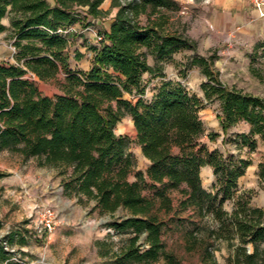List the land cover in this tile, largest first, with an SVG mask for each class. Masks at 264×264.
Listing matches in <instances>:
<instances>
[{
    "label": "trees",
    "instance_id": "16d2710c",
    "mask_svg": "<svg viewBox=\"0 0 264 264\" xmlns=\"http://www.w3.org/2000/svg\"><path fill=\"white\" fill-rule=\"evenodd\" d=\"M105 1L0 0V36L7 34L14 48L13 62L0 61V154L70 171L66 190L82 201H94L101 215L114 217L109 227L119 245L102 252L111 264H184L164 239L163 215L174 209L173 192L180 194V211L211 221L184 231L187 253H195L201 264H218L216 243L226 242L232 250L228 264H264V207H253L250 192L239 194L238 186L252 163L210 151L202 142L200 118L206 105L216 104L224 136L247 123L250 131L240 136L241 143L254 149L251 138L264 139V99L222 82L215 49L191 57V66L206 78L201 84L204 99L179 82L166 81L150 101L144 100L145 75L164 78L165 62L197 51V42L167 15L180 9L173 0H111L118 11L110 31L100 32L104 41L88 48L94 54L89 70L73 69L70 48L76 34L64 32L82 23V9L94 19L105 18ZM83 57L78 51L73 58L79 62ZM36 79L56 82L59 94L43 95ZM126 117L133 121L137 144L149 162L133 181L131 140L116 134ZM219 136L209 137L215 141ZM205 167L215 179L212 191L202 185ZM259 177L264 179V163ZM228 202L233 203L230 211L225 209ZM119 212L124 215L116 218ZM15 235L0 240V264L10 260L5 244L11 246Z\"/></svg>",
    "mask_w": 264,
    "mask_h": 264
},
{
    "label": "rangeland",
    "instance_id": "374dc122",
    "mask_svg": "<svg viewBox=\"0 0 264 264\" xmlns=\"http://www.w3.org/2000/svg\"><path fill=\"white\" fill-rule=\"evenodd\" d=\"M52 2V0H49ZM130 0H120L123 4ZM179 4V11H169L167 15L180 30L197 42V51H184L174 55L173 59L164 63V78L145 75L148 89L144 100L150 101L162 82L181 83L191 94L204 99L201 84L206 80L200 69L191 66V57L207 56L217 50L218 60L215 68L220 79L229 87H236L245 93L264 99V25L248 22L247 25L228 29H212L208 23L207 7L212 0H173ZM252 8H254L251 5ZM102 9L108 15L102 19H94L82 9L83 21L77 25V32L72 40L70 55L75 58L78 51L84 54L82 67L91 65L94 54L88 50L99 43L94 37L96 32H104L105 26L115 19L118 9L112 7L111 0H106ZM145 18H142L144 20ZM240 28V29H239ZM14 50L7 39V34L0 37V61L13 62ZM150 64L154 62L150 60ZM186 73V74H184ZM185 75V76H184ZM43 95L54 97L59 93L56 82H41L36 79ZM137 96V95H136ZM126 100L137 98L125 95ZM217 105L208 104L200 111L205 136L202 142L210 150H219L228 156H239L250 160L252 165L239 180V194L249 193L253 207H264V179L259 177V166L264 163V139L252 137L256 143L254 149L242 146L240 136L248 135L250 126L239 123L224 136L217 119ZM220 136L210 140V135ZM116 134L127 136L131 140L129 152L136 161L134 173L146 172L149 163L142 156L136 141V131L131 118L126 117L116 127ZM225 138V139H224ZM224 139V141H223ZM70 171L64 169L38 167L35 160L23 161L21 157L7 152L0 154V240L9 234H16L14 243L9 246L11 258L4 264H111L102 256L108 248H117L119 238L110 229L109 224L114 217L101 215L94 210L95 202L82 201L74 192L66 190ZM202 185L212 191L215 182L212 172L203 169ZM150 196L151 190H146ZM174 209L163 215L166 223L164 239L170 249L175 250L184 264H201L195 253H187L184 249V231L193 226L211 224L210 219L200 221L191 212H183L178 208L180 194L172 193ZM232 202L225 205L230 211ZM124 214L119 212L116 218ZM51 219H50V217ZM51 220L52 230L47 229L46 221ZM25 241V243H22ZM216 253L218 264H228L231 249L226 242H217Z\"/></svg>",
    "mask_w": 264,
    "mask_h": 264
},
{
    "label": "crops",
    "instance_id": "0c3cea01",
    "mask_svg": "<svg viewBox=\"0 0 264 264\" xmlns=\"http://www.w3.org/2000/svg\"><path fill=\"white\" fill-rule=\"evenodd\" d=\"M207 9L209 13V19L207 21L212 29L224 28L230 30L236 26L239 27L240 25H247L248 22L264 25V17H260L257 10L252 8L251 4L247 0H212ZM113 21L114 19H112L108 25L105 26L104 32L110 31ZM4 23L8 25V19H5ZM73 28L76 30L77 25ZM79 52L82 53V51ZM70 64L73 69L78 68L81 70H89L90 68V65L88 67H82L81 61L75 62L72 56L70 58ZM203 169L212 172V169L209 167H205Z\"/></svg>",
    "mask_w": 264,
    "mask_h": 264
},
{
    "label": "built area",
    "instance_id": "2783aa9c",
    "mask_svg": "<svg viewBox=\"0 0 264 264\" xmlns=\"http://www.w3.org/2000/svg\"><path fill=\"white\" fill-rule=\"evenodd\" d=\"M247 1L254 7V9L257 10V12H258L260 17H264V11H263V9H264V0H247ZM72 31H74V28H70V29L66 30L64 33L68 34V33L72 32ZM90 31H92L94 33V37H95L96 41L99 44L104 41V36L102 34H100V32H96V31H94L91 28H90ZM11 47H12V45H11ZM12 49L14 50L13 47H12ZM30 77L32 79L35 78L33 75H30ZM50 219H51V217H50ZM45 226L47 227V229L49 231H51L52 230L51 220L46 221V225Z\"/></svg>",
    "mask_w": 264,
    "mask_h": 264
}]
</instances>
